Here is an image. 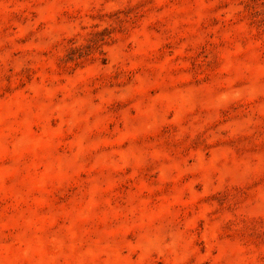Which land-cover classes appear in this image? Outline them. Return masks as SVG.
Returning a JSON list of instances; mask_svg holds the SVG:
<instances>
[{
	"label": "rangeland",
	"instance_id": "obj_1",
	"mask_svg": "<svg viewBox=\"0 0 264 264\" xmlns=\"http://www.w3.org/2000/svg\"><path fill=\"white\" fill-rule=\"evenodd\" d=\"M0 264H264V0H0Z\"/></svg>",
	"mask_w": 264,
	"mask_h": 264
}]
</instances>
